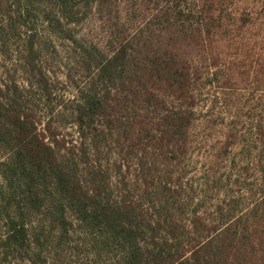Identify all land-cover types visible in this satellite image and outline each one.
I'll use <instances>...</instances> for the list:
<instances>
[{
	"label": "trees",
	"instance_id": "16d2710c",
	"mask_svg": "<svg viewBox=\"0 0 264 264\" xmlns=\"http://www.w3.org/2000/svg\"><path fill=\"white\" fill-rule=\"evenodd\" d=\"M136 5L139 20L128 12ZM93 9L116 13L110 53L69 27ZM51 38L68 42L77 67L64 75L70 132L41 117ZM244 78L264 92V10L0 0V264H69L74 254L92 264H264V113H246V135L236 112L213 160L199 173L190 161L194 126L209 120L202 89Z\"/></svg>",
	"mask_w": 264,
	"mask_h": 264
},
{
	"label": "rangeland",
	"instance_id": "374dc122",
	"mask_svg": "<svg viewBox=\"0 0 264 264\" xmlns=\"http://www.w3.org/2000/svg\"><path fill=\"white\" fill-rule=\"evenodd\" d=\"M230 2L231 7L242 8L246 7L247 10L259 11L264 10V0H227ZM190 8L193 7L194 0H187ZM127 8V7H126ZM129 15L134 16V19H140L141 15L137 12L140 11V6L134 7L128 6ZM142 14V13H141ZM116 13L112 12L110 17L101 16L95 13L93 10H86L80 14L78 23L71 24L69 27L72 29L75 37L84 42L86 45H93L101 49L106 53H110L113 48L111 43L112 38L110 33L114 30V22ZM141 21V20H140ZM41 33L46 32L40 29ZM48 34L44 37L47 38ZM45 52L47 53V65L50 69L49 75H51L52 100L47 105L43 102H39L41 108V117H49L53 115V123L63 128L62 131L70 132L71 127L67 123V113L63 106V102L68 99H72L73 89L67 80L64 79V75L69 73L71 75H77V67H75L74 53L71 51L67 41L60 39H53L45 43ZM249 47V45L247 44ZM249 50L253 52L252 49ZM233 51V50H232ZM229 58V57H228ZM229 59L225 60V63H221L224 70L227 69ZM223 70V71H224ZM224 73V72H222ZM226 76V74H224ZM223 75L222 78H225ZM246 78V77H245ZM234 80L229 82L227 88L221 91L220 80H213L211 85H207L202 89L199 98L198 109L204 115L207 116V123L203 122V118L196 123L193 130V144L191 151V164H194L199 173L202 169V165L209 164L214 156L215 149L219 145V140L224 131L226 124L230 117L236 112L241 113V120L238 124V129L248 134L251 128L250 115H246L248 111L254 113H264V92L251 90L248 80ZM232 79V78H230ZM240 81V82H239ZM227 97L223 100V97ZM51 111V114L49 112ZM61 111L62 113H60ZM43 119V118H42ZM236 150H233L235 153ZM222 163V162H220ZM224 167L222 163L218 168L220 171ZM217 174V173H216ZM219 174V173H218ZM226 175V174H225ZM225 179L227 176H224ZM231 180V179H229ZM69 264H92L83 256V254H74L70 259Z\"/></svg>",
	"mask_w": 264,
	"mask_h": 264
}]
</instances>
